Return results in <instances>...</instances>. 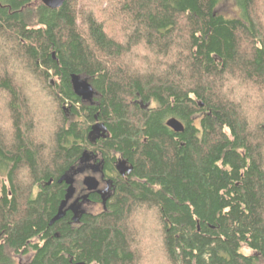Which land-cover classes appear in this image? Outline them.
<instances>
[{
  "label": "trees",
  "instance_id": "1",
  "mask_svg": "<svg viewBox=\"0 0 264 264\" xmlns=\"http://www.w3.org/2000/svg\"><path fill=\"white\" fill-rule=\"evenodd\" d=\"M94 115L130 181L49 226ZM17 257L264 264V0H0V264Z\"/></svg>",
  "mask_w": 264,
  "mask_h": 264
},
{
  "label": "flooded vegetation",
  "instance_id": "2",
  "mask_svg": "<svg viewBox=\"0 0 264 264\" xmlns=\"http://www.w3.org/2000/svg\"><path fill=\"white\" fill-rule=\"evenodd\" d=\"M93 91L94 96L92 101L82 102L80 100L82 106L93 109L99 106V98L97 100V96H99V94L96 92L94 87ZM135 103H137L139 107L144 110H147V108H152L150 104H143L141 101H137ZM94 117L95 122L91 125V127L96 123H102L97 120L96 115H94ZM169 119L165 121V125ZM108 137L109 134L107 131L106 138H100L99 140H96L93 144H91L90 150H86L84 152L78 164L68 175L70 177H73L74 179L73 193L67 200L64 211L66 212L65 217L68 216V218H70V224L73 226H78L85 215H92L87 211L88 206L100 207V213L106 212L109 207L108 205L110 202V198L114 194L118 184L122 182L127 183L130 181L133 167L129 163L128 159L123 158L119 153H112V156H110L109 158H106L103 155V142L107 140ZM80 176H82L83 179L89 176L94 177L98 182L97 189L94 191H88L83 185V180L81 181V185H78L77 181L78 177ZM61 186H64L63 199L61 200L62 203L66 200L68 186L65 183L61 184ZM17 264H22V260L18 259Z\"/></svg>",
  "mask_w": 264,
  "mask_h": 264
},
{
  "label": "water",
  "instance_id": "3",
  "mask_svg": "<svg viewBox=\"0 0 264 264\" xmlns=\"http://www.w3.org/2000/svg\"><path fill=\"white\" fill-rule=\"evenodd\" d=\"M65 1L66 0H47V3L51 8H57L60 7ZM70 85L74 95L77 98H79L82 102L92 101L94 96V91L88 79H86L83 76L73 74L70 76ZM166 126L175 133H181L184 130L182 123L174 118L169 119L166 122ZM106 132L107 130L103 123L94 124L91 127L87 137L89 143L93 144L96 140H99L100 138L102 139L106 138ZM51 181L47 185H50ZM57 183L59 185L65 183L68 186V192L66 195V200L61 203V206L59 207L57 214L49 222V226H51L55 222L65 217L66 212L64 211V207L67 204V200L70 198L71 194L73 193V183H74L73 177L64 175L58 179ZM83 185L84 187H86L88 191H94L98 187V182L94 177L89 176L83 179Z\"/></svg>",
  "mask_w": 264,
  "mask_h": 264
},
{
  "label": "rangeland",
  "instance_id": "4",
  "mask_svg": "<svg viewBox=\"0 0 264 264\" xmlns=\"http://www.w3.org/2000/svg\"><path fill=\"white\" fill-rule=\"evenodd\" d=\"M228 3H229V1H228ZM225 9V8H224ZM227 14H229V15H231V10L230 9H228V13ZM99 97V96H98ZM74 117H72L71 119H73ZM83 180V177L82 176H80V177H78V181H77V184L78 185H81V181ZM87 211L89 212V213H91L92 215H97V214H99L100 212H101V209H100V207H95V206H88L87 207ZM245 254H248V252L247 251H245ZM26 258L27 257H22L21 259L20 258H16V260H18V259H20V260H22V264H25L26 263Z\"/></svg>",
  "mask_w": 264,
  "mask_h": 264
}]
</instances>
